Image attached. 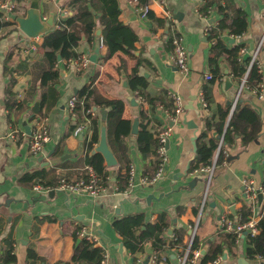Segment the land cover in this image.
<instances>
[{"label": "crops", "instance_id": "crops-1", "mask_svg": "<svg viewBox=\"0 0 264 264\" xmlns=\"http://www.w3.org/2000/svg\"><path fill=\"white\" fill-rule=\"evenodd\" d=\"M69 1L0 0L12 4L11 15L17 18L25 19L33 11L41 24L51 22L43 34L28 38L16 21L0 16V257L11 247L13 264H81L71 258L85 240L79 236L83 229L103 252L101 264H179L185 255V264H202L215 251L208 264H264V255L252 253L248 232L238 235L226 229L228 224L248 221L257 226L264 216V202L257 197L264 196V0H116L118 21L137 39L127 53L118 51L104 61L107 47L98 22L102 4L95 2L93 36L89 41L83 37L72 50L76 57L57 56L58 78L41 88L35 65L44 57L43 37L72 15ZM202 9L207 15L199 14ZM239 29L241 33L232 31ZM175 36L188 55L187 75L179 74L172 62ZM235 48H239L237 62L245 70L242 75L233 73L225 54ZM83 56L89 60L85 67L78 63ZM253 56L260 83L251 89L244 78ZM206 75L212 78L205 80ZM135 78L143 84H135ZM86 87L94 92L88 100L89 118L71 114L68 107L73 97L77 103L76 95ZM171 95L179 97L182 110L169 122L167 163L162 176L144 185L142 178H153L157 170L156 132L165 125L167 114L174 115ZM98 98L121 102L124 124L107 126L109 108ZM237 102L260 119L258 136L245 147L238 137L223 143ZM13 103L21 106L8 109ZM226 107L230 111L219 135L220 111ZM35 121L44 122L49 134L38 158L28 153V133ZM92 122L97 141L91 145ZM79 127L82 130L75 134ZM203 132L205 138L200 140ZM103 133L114 166L95 151ZM210 141L218 144L203 167L214 166L207 181L205 174L191 167L198 144L209 148ZM87 167L103 179L106 197L42 190L54 187L60 178L85 177ZM36 186L42 189L35 190ZM249 187L256 199L246 192ZM133 216H139L143 225L127 227L121 221ZM119 221L120 231L115 228ZM148 225H161L164 231L155 245L149 240L132 252L121 232L135 229L140 236ZM191 237L196 241L186 254ZM194 252L199 253L196 260Z\"/></svg>", "mask_w": 264, "mask_h": 264}, {"label": "trees", "instance_id": "trees-1", "mask_svg": "<svg viewBox=\"0 0 264 264\" xmlns=\"http://www.w3.org/2000/svg\"><path fill=\"white\" fill-rule=\"evenodd\" d=\"M69 2L74 7L72 15L67 18V20L62 24V27L51 30L43 37L42 48L45 50L44 57L43 60L35 65V78L38 79L41 88H44L47 83L54 82L58 78V72L54 70V66L57 62V56H60L61 60L76 57L72 53V50L77 47L83 37L89 41L90 37L93 36L92 32L96 27L94 22L95 14L93 13V5L95 2L102 4V11L101 14H99L98 22L103 28V43L107 47V53L104 56L103 61L109 59L118 51L127 53L133 47V44L137 39L135 33L129 27L124 26L118 21L116 0H70ZM198 12L203 16L207 15L206 9H202L201 11L198 10ZM4 24L7 25L6 23ZM223 27L224 26L221 24L218 29L222 30ZM232 31L241 33L242 29ZM216 36L217 34H212V38H215ZM216 43L217 45H222L219 40H217ZM238 50L239 48H235L231 51H226L225 54L227 55L228 63L233 73L242 75L245 70H243L237 62ZM134 81L135 84H143V81L140 78H135ZM245 83L251 89L256 88L260 83V75L258 74V69L255 64L250 67ZM92 96H94V92L89 87L84 88L76 95L77 103L74 108L76 114L85 115L87 118L90 117V113H87L90 111L88 100ZM97 100L99 104L109 108L106 117L107 126H109L112 122H115L117 126L124 124V121L121 120V112L123 108V104L121 102H111L99 98ZM46 103V95L43 94L40 104L44 106ZM19 104L20 103H13L11 106H8V109L20 107L21 105ZM229 111L230 107H226L220 111V121L218 123L219 135L222 133L223 125ZM117 126L115 127V136L119 132ZM208 128L209 126H207V129ZM92 132L93 134L90 142L91 145L97 141V126L95 122H92ZM259 132L260 119L258 115L250 107L243 106L237 102L223 137V143L229 144L235 137H238L241 141V146L245 147L258 136ZM204 138L205 132L201 133L199 139L202 140ZM210 142L211 145L209 148L205 147L204 142L198 144L196 162L192 165L191 170L201 169L204 165L210 163L212 152L217 149L218 141ZM222 152L223 148L219 151L217 162L222 157ZM89 165L92 166L91 163H89ZM48 188L52 189L53 187ZM119 189L125 190L126 186ZM121 221H123V224H126L125 226L127 227L134 224L136 227L143 225L139 216L123 218ZM121 221L115 223V228L119 231L121 230ZM257 229L259 231L258 235H250L249 244L253 246L252 253L258 256H263L264 216L259 220ZM163 231L164 230L161 225H148L140 233V236L135 235V229H130L128 233H121L126 237V244L128 248L132 252H135L140 251L142 249V245L149 240H153L155 245L157 239L160 238ZM195 241L196 239L194 237L191 249L194 247ZM178 242L179 240H176V243ZM216 253H218V251H215L211 258H205L202 264H208L211 262ZM15 261L16 258L12 254L11 247L7 248L0 257V264H13ZM71 261L73 263L81 264H101L103 261V252L100 249L95 248L93 244L85 240H81L74 250Z\"/></svg>", "mask_w": 264, "mask_h": 264}, {"label": "built area", "instance_id": "built-area-1", "mask_svg": "<svg viewBox=\"0 0 264 264\" xmlns=\"http://www.w3.org/2000/svg\"><path fill=\"white\" fill-rule=\"evenodd\" d=\"M129 2L136 3L138 0H128ZM12 11H13V6L12 4L8 3H2L0 4V16L2 17L3 21H10L12 20ZM147 10H143V14H146ZM13 21V20H12ZM172 47H173V53H172V62L177 68L179 74L181 75H187L189 72V66H188V55L181 43V38L179 36L173 37L171 41ZM255 62V56L252 57V60L249 63V68L254 64ZM81 67H85L88 63L89 60L87 57L83 56L81 60L78 62ZM205 80H210L212 77L210 75H206ZM246 76L244 78L245 82ZM243 82V83H244ZM261 89V86L259 87V91ZM257 92V91H256ZM170 98L173 101L174 105V115L167 114L166 115V121L165 125L163 128L158 130L156 132V142L157 146L155 149L156 155L158 157V164H157V170L153 176V178L148 179V178H142L141 183L142 184H151L155 180H157L160 176H162L165 165L167 163V156H166V146L168 143V136L170 135L171 132V127H169V122L174 121V118L177 114L181 113L182 110V104L178 96L176 95H171ZM76 104V98L73 97L69 101L68 107L70 110V113L73 114L74 108ZM82 130V127H79L76 131L75 134H78ZM10 138H12V135H10ZM49 141V134H48V129L44 122L42 121H35L34 126L31 128V132L29 135V145H28V153L30 154L31 157L38 158L41 155V152L43 150L44 145ZM214 171V166L212 167H205L199 169L198 173L205 174L207 177V181H210L212 174ZM131 182V178L129 180ZM35 190L42 189L40 186H36L34 188ZM42 190H45L46 192L48 191H60L63 192L64 194H71V195H86L90 198L96 199V198H103L106 197L108 194V189L105 186L103 179L99 177L92 168L87 167L86 168V175L83 178H79L74 181H68L66 179L60 178L56 182L55 186L50 189V188H43ZM250 194L251 199H256V195L254 193L253 188L249 187L247 188V191ZM262 196V201L264 202V196ZM227 230H233L236 232L238 235L241 234L243 231L248 232L251 236H255L257 234V226L256 223L253 221H248L243 224L239 225H232L228 224L226 226ZM195 231V228L192 229V232ZM79 236L81 238H85L86 241L95 244L93 236L89 235L87 232H85L83 229L80 230ZM193 237H191L189 241V246L187 249L186 254L189 252V248L191 245ZM187 255L184 257H181L179 260V264H185ZM199 257L198 252L193 253V260H196Z\"/></svg>", "mask_w": 264, "mask_h": 264}, {"label": "water", "instance_id": "water-1", "mask_svg": "<svg viewBox=\"0 0 264 264\" xmlns=\"http://www.w3.org/2000/svg\"><path fill=\"white\" fill-rule=\"evenodd\" d=\"M11 18L12 20L16 21L19 24L20 31L23 32V34H25L28 38L38 37L39 35L43 34L45 31H47V27L51 25L50 21H48L45 24H41L39 17L36 14H34L33 11L29 12L25 19L17 18L15 15H12ZM37 110H38V104H35L33 107V112L37 113ZM135 133H136V124L133 125V134ZM28 134H30V130ZM95 151L103 155L105 161L109 166H114L115 164L114 158L107 147L104 133L102 134L99 146ZM257 197L258 200L262 199V196L260 194Z\"/></svg>", "mask_w": 264, "mask_h": 264}]
</instances>
